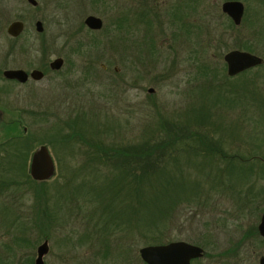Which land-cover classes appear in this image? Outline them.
I'll return each instance as SVG.
<instances>
[{
    "label": "rangeland",
    "instance_id": "rangeland-1",
    "mask_svg": "<svg viewBox=\"0 0 264 264\" xmlns=\"http://www.w3.org/2000/svg\"><path fill=\"white\" fill-rule=\"evenodd\" d=\"M35 1L37 6L33 7L27 0H0V104L7 109L3 115L7 119L5 122L19 121L18 132L26 128L32 151L41 144H48L53 155L52 143L57 137L51 126L57 123L65 128L81 112L90 124L99 122L104 128L108 125L110 134L105 140L116 143L134 142L164 119L183 125L190 123L193 130L198 126L210 132L218 127L237 129L234 132L237 137L231 140L234 142L246 141L252 129L258 128L259 133L264 130V68H253L242 76L230 78L223 61L224 54L231 50L246 51L243 50L245 45L251 46V53L264 61L261 40L264 39V0H235L244 5L239 26H234L221 12V4L231 0H126L128 7L138 5L139 9L142 4L144 8L145 3L150 9L143 16L146 23L147 19L152 20L149 25L144 23L151 27L153 35L157 32L153 54L144 45L145 25L142 22L130 32L133 37L119 33L116 46L119 50L108 48L104 51L103 47L90 42L95 40L108 46L107 42L117 38L116 32H111L112 23L123 15L122 0ZM172 11L178 20L171 24L166 15ZM89 15L102 19L105 32L93 34L87 30L83 21ZM17 20L24 24L20 39L26 43L23 53L17 49L9 51L11 42L6 28ZM36 21L42 22V34L35 31ZM172 32L177 34L175 39ZM57 57L64 60L63 68L57 73L46 70L48 63ZM16 68L40 69L46 72V78L40 82L29 81L26 85L2 79L3 70ZM215 71L220 77L210 82L216 90H200V86L207 85L202 75L208 73L209 79ZM222 82L226 89L221 93L218 86ZM150 88L154 90L152 94L147 92ZM253 88L254 95L248 94V89L252 91ZM63 130L68 131L67 128L60 131ZM3 132L5 128L0 126V136ZM59 155L62 161L73 160ZM55 162L58 166L56 158ZM260 165L255 164L258 173L254 186L239 193L215 192L205 196L200 204L178 208L179 213L165 238L203 248V258L192 264H257L264 247L252 240L245 242L234 254L229 256V253L240 245L239 239L250 231L264 211V161ZM59 166L56 176L44 186L47 190L61 174ZM40 189L43 185L27 182L14 191V239L26 235L30 243L18 247L14 244V264H33L36 249L45 239L61 234L80 237L84 227L82 217L71 214L68 207L57 224H49L47 231L35 225L41 217L42 221L48 219L42 216V195L35 199L34 191ZM38 208L41 216L36 217ZM96 234L93 235L95 239L106 238ZM114 235L117 236H111V240L114 237L119 242L124 241L126 248L131 249L132 264H143L138 250L148 245L139 236L132 235L125 241L118 233ZM53 239L49 244H54L51 246L54 254L61 241ZM93 244L80 243L77 251L70 253L61 250L62 262L51 256L47 263L70 264L71 256L77 254L78 264H98L93 262L97 245ZM109 252L114 257L123 256L120 244L116 249L111 245Z\"/></svg>",
    "mask_w": 264,
    "mask_h": 264
},
{
    "label": "trees",
    "instance_id": "trees-1",
    "mask_svg": "<svg viewBox=\"0 0 264 264\" xmlns=\"http://www.w3.org/2000/svg\"><path fill=\"white\" fill-rule=\"evenodd\" d=\"M148 12L149 9L137 14L128 11L125 16L115 18L111 32L115 31L114 36L117 38L107 42L108 46H102L95 40L90 42L103 47L104 51L108 48L115 50L119 45V33L124 32L127 37H133L130 32L142 22L145 25L144 45L153 54L157 32L153 35L151 27H147L152 20L147 19L146 23L143 15ZM166 17H170L171 24L178 20L174 11L167 13ZM230 27H233L232 24ZM103 32L105 26L101 30ZM188 33L186 29V35ZM21 37L22 34L18 38H10V52L16 49L20 53L25 51L26 43L20 41ZM172 37L175 39L177 34L172 32ZM261 40L264 42L263 38ZM243 50L252 52L249 45H245ZM255 68H264V62ZM250 70L236 76H242ZM202 76V81L206 79L207 85L200 86V90L205 91L207 88L205 92L215 91L210 80L220 77L218 71L212 74L213 78L208 79V73ZM225 80L228 81L226 76ZM225 86L224 82L220 83L219 92L222 93ZM252 91L248 89V94L254 95V88ZM3 109L0 124L5 128L3 135L29 138L24 129L18 132L19 121L5 122L7 119L3 115L7 109ZM90 122L81 112L65 125L68 129L66 132H61L65 128L57 123L51 126L57 137L52 143V150L58 166L61 164V174L58 176L61 181H52L49 190L44 187L48 182L37 183L25 173L21 163L26 160V156L22 151L15 149L11 159L14 166V191L27 182L43 185V189L34 191V194L35 199L42 195V216L48 219L42 221L41 217L35 225L39 224L43 231H47L49 224H57L65 207H68L71 214H78L85 221L80 230L79 243L89 242L96 233L98 236L123 234L125 241H129L131 238L128 237L132 235L139 236L147 245L171 242L165 235L171 229L179 207L200 204L205 196L215 192L239 193L252 187L258 173L255 164L262 165L264 161V130L259 133L258 128L247 133L246 141L234 142L231 140L237 137L234 136L237 129L222 130L218 127L212 133L203 126L193 130L190 123L183 125L164 119L155 128H148L134 142L116 143L105 140L110 134L108 125L104 128L98 125L99 122ZM59 154L73 160L62 161ZM40 213L38 208L35 216H41ZM14 243L16 247L30 244L26 235L20 236V239L16 237Z\"/></svg>",
    "mask_w": 264,
    "mask_h": 264
},
{
    "label": "flooded vegetation",
    "instance_id": "flooded-vegetation-1",
    "mask_svg": "<svg viewBox=\"0 0 264 264\" xmlns=\"http://www.w3.org/2000/svg\"><path fill=\"white\" fill-rule=\"evenodd\" d=\"M125 1L126 0H122L123 3H121L122 12H123L124 16L126 15V13L128 11L131 13L137 14V13H141V11L143 9L144 10L148 9V7L145 3H144V6H145L144 8H142V4H141V8L137 9L136 7L138 5L133 7V5L131 4L128 7ZM131 1H133V0H131ZM144 1H146V0H144ZM17 21H20V20H17ZM83 24H84V21H83ZM103 26H104V23H103ZM87 30L90 33L97 34V33H101L102 29L99 31H94V30H90L87 28ZM40 34H42V33H40ZM52 61L53 60H51L48 63V67L46 70H49L53 73L59 72L64 66V60H63L62 66L59 70H53L50 67V64ZM16 69H20V68H16ZM20 70H23V69H20ZM34 70H38L43 74V76L40 80H33L29 77L30 73ZM3 71L1 73V76H2V79L4 81L10 82V83H16V84H20V85H26L29 81L40 82L46 78V72L43 70H40V69H31L28 71L23 70L28 75V79L24 83H19L16 80H6L3 77ZM0 107L5 108V106L1 105V104H0ZM0 124H1V119H0ZM23 129H24V131H26L25 127ZM29 139L30 138L22 139V138H16V137H6L4 135L0 136V264H14V244L15 243H14V230H13L14 229V216H13L14 195L13 194H14L15 188H14V172H13L14 166H13V164H11V159L14 155L15 149L22 151L24 156H26V160L21 163V167L24 169L25 173L26 172L28 173L27 175L30 177V179H32V177L30 176V173H29V169H30V163H31L33 153L40 146H46L47 147V149L50 153V156L52 157V160L54 162V175L50 179L43 180V181H36V180L32 179L33 181H35L37 183L49 182L54 176H56V171L58 169V168H56L58 166L55 162V158L52 155V152L50 151L49 146L46 144H41V145L37 146L36 148H34L32 151ZM263 213H264V211L261 213L257 223L254 222V224L251 226L250 231L247 232L244 237L239 239L240 245H237L233 249V251H230L229 256L231 254H234L235 251L241 249L243 247V245L246 244L245 242H250L251 240L264 247V235H261V233L259 231V226H260L261 221H262ZM111 236H117V235H114V234L113 235H106L105 236L106 238H102V240L101 239H95L93 237L92 239L89 240V242L85 243L86 246L94 245L93 244L94 242H96V244H97L95 247V252L93 254L96 257V259H95V261H93V260L92 261L93 262L97 261L98 264H106V263H110L111 261L113 264H132V261L130 260L131 249L125 248L126 243L124 241L119 242V240L114 238V237H113L114 239L112 238V240H111L110 239ZM52 237L55 239H59V241H61V243H59V242L57 243V245H56L57 252L54 254L52 253V249H51V246H54V244L53 243L49 244V241L54 240ZM124 237L125 236L122 235L121 239L123 240ZM43 242H47V246H48V251H47L46 255H44V257H43V264H48L47 258L51 257V256L52 257H58L59 261H60V259L63 258V254H62L63 250H67L68 253L75 252V251H77L78 246L80 244L78 234H61L60 236H50V237H48V239H45ZM118 244H120L122 246V250H123V252H122L123 256L122 257H120V256L114 257L109 252L111 245H113V247L116 249ZM138 255H139V253H138ZM128 256H129V258L127 259ZM203 256H204V254H203ZM203 256L201 258H203ZM35 259H36V257L34 258L33 264L35 262ZM139 259H140V257H139ZM262 259H264V253L257 257V264H260V261ZM196 260H198V259L192 260L191 264ZM60 262H62V261H60ZM70 264H78L77 254L76 255L73 254L71 256Z\"/></svg>",
    "mask_w": 264,
    "mask_h": 264
},
{
    "label": "water",
    "instance_id": "water-1",
    "mask_svg": "<svg viewBox=\"0 0 264 264\" xmlns=\"http://www.w3.org/2000/svg\"><path fill=\"white\" fill-rule=\"evenodd\" d=\"M27 3L33 7L37 6L35 0H27ZM221 12L225 14L235 26H239L244 14V5L240 1H225L221 4ZM84 25L94 31H99L103 28V21L96 16L89 15L84 19ZM35 31L43 32L42 22L36 21ZM24 30V24L21 21L11 22L7 28V35L12 38H18ZM223 61L226 64L227 75L230 77L236 76L246 70L255 68L261 65L264 61L250 52L241 50H231L224 54ZM63 64L60 57L55 58L50 67L53 70H59ZM43 74L34 70L30 73V78L40 80ZM3 77L6 80H16L19 83H24L28 79V75L20 69H6L3 71ZM149 94L154 92L153 89H148ZM2 113L0 112V119ZM30 176L36 181L48 180L54 175V162L46 146H40L33 153L30 169ZM261 235H264V213L259 226ZM48 251L47 242H43L36 249V259L34 264H43V257ZM139 257L145 264H191L192 260L199 259L203 256L204 250L194 244L185 241H171L166 244L148 245L139 249ZM264 264V259L260 261Z\"/></svg>",
    "mask_w": 264,
    "mask_h": 264
}]
</instances>
